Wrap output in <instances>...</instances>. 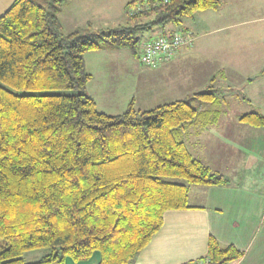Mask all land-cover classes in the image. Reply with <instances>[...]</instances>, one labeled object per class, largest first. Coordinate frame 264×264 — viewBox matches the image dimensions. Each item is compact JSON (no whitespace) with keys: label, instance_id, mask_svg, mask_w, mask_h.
Masks as SVG:
<instances>
[{"label":"trees","instance_id":"1","mask_svg":"<svg viewBox=\"0 0 264 264\" xmlns=\"http://www.w3.org/2000/svg\"><path fill=\"white\" fill-rule=\"evenodd\" d=\"M68 1L14 0L0 17V264L84 262L95 253L98 264H133L167 211L190 208V186L228 182L177 136L210 112L191 103L209 104L212 93L145 111L130 103L116 115L99 112L85 93L86 53L108 47L135 56L140 33L179 26L219 1H132L126 25L65 33L58 14ZM239 120L264 127L256 112ZM207 249L208 264L243 256L214 237ZM38 250L44 253L25 262Z\"/></svg>","mask_w":264,"mask_h":264},{"label":"crops","instance_id":"2","mask_svg":"<svg viewBox=\"0 0 264 264\" xmlns=\"http://www.w3.org/2000/svg\"><path fill=\"white\" fill-rule=\"evenodd\" d=\"M217 1V9L196 13L179 26L156 27V33L142 40L183 33L192 44L156 69L136 70L142 78L135 76L133 82L121 80L114 70H103L101 59L119 56L121 50L107 47L84 56L91 76L85 93L105 114H121L130 103L145 111L192 94L215 96L209 104L195 103L199 111L210 112L184 124L177 136L194 159L228 182L190 186V208L167 211L161 229L133 264L197 261L207 255L210 237L243 252L234 264H264V127L239 120L252 112L264 116V0ZM13 2L0 0V17ZM128 2L123 1L118 12L125 14ZM100 16L112 19L98 0H71L62 6L58 20L69 33L91 30L90 19ZM99 260L95 253L88 261L67 259L64 264Z\"/></svg>","mask_w":264,"mask_h":264},{"label":"rangeland","instance_id":"3","mask_svg":"<svg viewBox=\"0 0 264 264\" xmlns=\"http://www.w3.org/2000/svg\"><path fill=\"white\" fill-rule=\"evenodd\" d=\"M33 1H35L37 4L42 5V0H33ZM123 1L128 2L130 0H98V2H100V4H101L102 8L107 9L108 16H112V19L106 20L105 18H102L101 16L91 18L90 22L93 24H92L91 30H89V32L103 33V31L111 30V29H113L119 25H126V15L124 14L123 10L118 12V8ZM132 1H139V0H132ZM132 1H130V2H132ZM130 2H128V3H130ZM126 5H125V7H126ZM137 9H140V8H137ZM133 11H134V9H133ZM133 11H132V13H133ZM69 28L70 27L66 26L65 30H69ZM156 31H158L157 28H154L151 31L142 32L138 36H139L140 40L142 41L145 38L150 37V35L156 33ZM140 45H141V43H140ZM140 45L136 48V55L135 56H134V54L130 53V51H128V50H121L118 52V53H120L119 56H114V58L104 57L103 59H101V61L105 62V66H104L103 70L106 72H108L109 70H114L115 73H117V76H119L121 78V80L127 79L130 82H133L135 76L137 78H142V77H139L137 72H136V70H145L146 69V67H143L138 62V57H139V53H140ZM113 68H115V69H113ZM207 92H210V91H207ZM192 95H195V94H192ZM195 103L196 102L193 101L191 103L192 106L196 107ZM120 108H118V109H120ZM114 112H116V110ZM175 181L176 182H182L181 180H178V179ZM43 253H44V251H42V250L28 252L26 255H24V260L27 263L33 262L37 258H39Z\"/></svg>","mask_w":264,"mask_h":264},{"label":"built area","instance_id":"4","mask_svg":"<svg viewBox=\"0 0 264 264\" xmlns=\"http://www.w3.org/2000/svg\"><path fill=\"white\" fill-rule=\"evenodd\" d=\"M191 44L190 36L183 33L151 38L141 43L138 62L148 69H156L170 62L182 47ZM184 264H208V260L202 258Z\"/></svg>","mask_w":264,"mask_h":264}]
</instances>
